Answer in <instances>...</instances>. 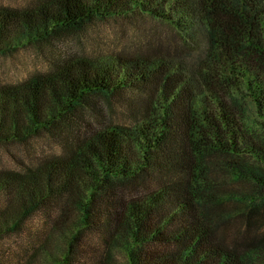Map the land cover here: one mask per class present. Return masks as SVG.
Listing matches in <instances>:
<instances>
[{"label": "trees", "instance_id": "obj_1", "mask_svg": "<svg viewBox=\"0 0 264 264\" xmlns=\"http://www.w3.org/2000/svg\"><path fill=\"white\" fill-rule=\"evenodd\" d=\"M132 15L169 25L197 60L61 58L0 86V144L47 132L62 149L0 172V238L37 215L26 264H264V0L0 7V55ZM103 97L131 126L107 125Z\"/></svg>", "mask_w": 264, "mask_h": 264}, {"label": "rangeland", "instance_id": "obj_2", "mask_svg": "<svg viewBox=\"0 0 264 264\" xmlns=\"http://www.w3.org/2000/svg\"><path fill=\"white\" fill-rule=\"evenodd\" d=\"M37 0H0L1 8L30 9ZM158 52L170 59L187 60L188 65L198 58L197 51L182 49L173 29L151 17L136 16L96 21L80 32H65L54 40L31 43L18 50L0 55V86L19 85L34 75L46 74L57 59H106L131 57L137 54ZM68 58V59H67ZM103 116L108 126H131L124 106L116 98H101ZM84 122L90 123V115ZM62 154L58 137L47 132L22 142L0 144V172L20 171L26 163L43 155L55 157ZM45 220L33 216L0 238V264H26L46 232Z\"/></svg>", "mask_w": 264, "mask_h": 264}]
</instances>
